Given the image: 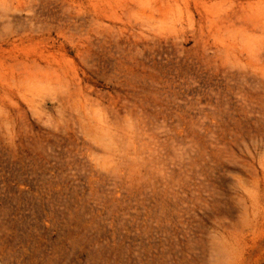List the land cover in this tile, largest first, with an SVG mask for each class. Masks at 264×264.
Masks as SVG:
<instances>
[{
	"label": "rangeland",
	"instance_id": "374dc122",
	"mask_svg": "<svg viewBox=\"0 0 264 264\" xmlns=\"http://www.w3.org/2000/svg\"><path fill=\"white\" fill-rule=\"evenodd\" d=\"M0 264H264V0H0Z\"/></svg>",
	"mask_w": 264,
	"mask_h": 264
}]
</instances>
